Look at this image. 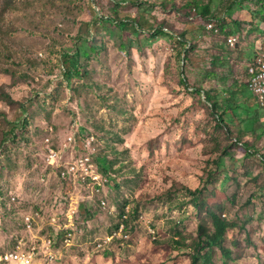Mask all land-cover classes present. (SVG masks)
<instances>
[{
  "label": "rangeland",
  "instance_id": "rangeland-1",
  "mask_svg": "<svg viewBox=\"0 0 264 264\" xmlns=\"http://www.w3.org/2000/svg\"><path fill=\"white\" fill-rule=\"evenodd\" d=\"M187 1L15 0L0 18V85L16 101L0 100V252L191 264L212 211L231 224L227 250L203 264H264V108L247 89L264 54V0ZM203 92L236 115L217 125ZM89 136L100 192L61 174ZM46 138L60 166L46 163Z\"/></svg>",
  "mask_w": 264,
  "mask_h": 264
},
{
  "label": "built area",
  "instance_id": "built-area-1",
  "mask_svg": "<svg viewBox=\"0 0 264 264\" xmlns=\"http://www.w3.org/2000/svg\"><path fill=\"white\" fill-rule=\"evenodd\" d=\"M209 26L212 27V25ZM61 71L62 73L65 72L64 65L61 66ZM248 76V91L256 98L259 105L264 107V54L253 57L252 63L248 66ZM50 131H52V128H50ZM68 141L70 144L77 142L71 135L68 136ZM82 144L85 147L83 152L85 155L78 156L76 163L67 165L66 171L61 174L65 178L73 175L80 183L88 185L95 192H100L105 179L96 160L95 137H86L85 140H82ZM44 148L43 154L46 163L60 166L59 163L62 160L61 150L53 145L50 138H46ZM69 178L71 179L70 176ZM24 222L28 228H31L33 222L31 216H27ZM66 240H68V237ZM41 254L40 249L35 245L29 249L19 246L15 249L0 252V264H43Z\"/></svg>",
  "mask_w": 264,
  "mask_h": 264
},
{
  "label": "trees",
  "instance_id": "trees-1",
  "mask_svg": "<svg viewBox=\"0 0 264 264\" xmlns=\"http://www.w3.org/2000/svg\"><path fill=\"white\" fill-rule=\"evenodd\" d=\"M14 7H16L15 0H3V3L1 4V7H0V18L3 17V15L6 11H8ZM183 7L187 10H190V11L196 10V8L194 7V1L193 0H188L186 2V4L183 5ZM200 11L204 16L209 14V5L206 4V5H203L202 7L200 6ZM121 21H123V20H121ZM135 22L137 23L138 21H135ZM1 31H2V27L0 24V32ZM184 38H185L184 35H176V38L174 37V39L182 47L181 51L179 52L181 56L185 54V51H186L185 49L187 46L184 42L185 41ZM64 65H65V63H64ZM64 67H65V72L62 74H65L68 70L66 66H64ZM1 70L6 72L7 74H10L11 76L13 75V73L10 72L9 68H4ZM181 82L183 85H187L185 79H181ZM203 94H204L205 100L211 104V107H212L211 114L213 115L217 125L227 124L225 121V117H224L227 112H234V114L236 115L234 107H232L231 105H229V107H226L225 109H223L222 113L220 114L219 112H220L222 103H220L219 101H217V99H215V95L213 93H207L206 94L205 92H203ZM0 100L5 102L7 105H11L13 103H16V101H14L10 97V95L2 88V85H0ZM256 104L259 107H261L259 105V103L257 102V100H256ZM238 108L242 109V113L244 114L243 120L248 121V122H253V120L255 118L252 115H249L250 111L248 108H246L244 106L241 107L240 105L238 106ZM262 108H264V107H262ZM236 140H237V142H239L238 138H236ZM192 193L194 194V192H192ZM193 200L198 201L199 199L196 198V196H194ZM210 214L213 218L214 229H208L203 224L200 225L201 231L199 234V241L197 242V246L194 249L191 264H203V262L209 263L211 261L210 249H212L214 246H219L224 251L227 250L225 248L223 242L226 238L227 231H228L231 224L215 212L210 211ZM203 249H207V251H204Z\"/></svg>",
  "mask_w": 264,
  "mask_h": 264
}]
</instances>
